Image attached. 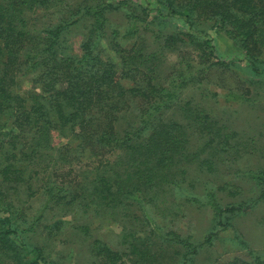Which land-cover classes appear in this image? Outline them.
I'll return each mask as SVG.
<instances>
[{
	"label": "trees",
	"instance_id": "1",
	"mask_svg": "<svg viewBox=\"0 0 264 264\" xmlns=\"http://www.w3.org/2000/svg\"><path fill=\"white\" fill-rule=\"evenodd\" d=\"M210 29L239 45L252 75L264 73V0H0L3 244L18 234L14 215L31 205L20 195H41L43 208L21 233L43 227L56 235L62 222L45 224V214L72 207L122 228V252L92 242L96 264H196L231 217L264 203V170L248 174L258 188L248 204L223 208L217 191L197 192L192 172H204L230 141L204 108L184 99L212 72L231 67L216 54ZM166 54L174 59L164 68ZM54 138L66 142L44 165L42 150ZM224 186L219 191L239 195ZM186 206L212 213L214 228L199 241L168 229ZM76 228L91 233L88 224ZM44 248L24 243L15 264H50Z\"/></svg>",
	"mask_w": 264,
	"mask_h": 264
},
{
	"label": "rangeland",
	"instance_id": "2",
	"mask_svg": "<svg viewBox=\"0 0 264 264\" xmlns=\"http://www.w3.org/2000/svg\"><path fill=\"white\" fill-rule=\"evenodd\" d=\"M79 1V0H72ZM216 47V54L221 60L230 63L227 70H217L210 74L202 86L187 90L184 99L194 100L204 108L215 120V129H225L230 141L224 149L219 150L212 157L210 165L204 166V172L193 171L192 175L198 182L197 192L203 195L205 189L217 191V199L222 207L248 204L258 194V188L248 177L249 173L264 170V73L252 75L246 69L244 51L224 31H211ZM80 39L74 38V48L78 52ZM174 57L166 54L163 67L167 68ZM25 80L19 90L26 91ZM126 87L130 86L125 81ZM229 91L244 94L243 102H228L225 95ZM218 94V97L214 94ZM65 140L51 142V147L42 150L41 161L47 165L56 155V150ZM208 153L202 154L205 158ZM234 190L239 195H229L219 191V187ZM31 205L26 207L25 213H16L12 218L17 235H10L7 244L0 241V264H15L17 255L24 257L22 245L44 246L45 259L50 264H96L90 252V245L94 240L106 242L115 251H124L120 239L122 228L112 223L89 216L84 217L72 211V207L55 208L45 214V224L62 222L61 230L56 235L49 236L43 227L36 233L27 230L34 222L37 213L43 208L45 199L37 195L28 199L24 194L19 197ZM26 203V202H25ZM163 205L161 204V208ZM0 214V234L3 236V218ZM21 216V217H19ZM161 225L162 221L156 218ZM92 222V223H91ZM88 224L91 233L82 234L76 227ZM230 229L221 232L214 246L201 250L196 264H217L230 259L241 258L250 260L259 257L264 261V203L231 217ZM164 227V226H163ZM214 228L212 213L199 207H188L184 215L168 225V229L175 230L183 236H193L194 241L201 240Z\"/></svg>",
	"mask_w": 264,
	"mask_h": 264
}]
</instances>
